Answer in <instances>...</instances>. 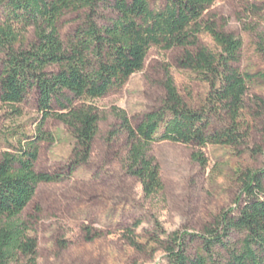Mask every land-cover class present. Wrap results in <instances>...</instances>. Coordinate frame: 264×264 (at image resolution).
Instances as JSON below:
<instances>
[{"label":"trees","instance_id":"1","mask_svg":"<svg viewBox=\"0 0 264 264\" xmlns=\"http://www.w3.org/2000/svg\"><path fill=\"white\" fill-rule=\"evenodd\" d=\"M162 1L154 10L150 0H0V103L19 118L20 107L34 95L41 115L31 138L17 139L16 151L0 154V264H36L37 243L29 237L22 214L39 186L66 182L88 164L100 121L92 102L119 92L142 70L152 47L182 49L179 68L205 83L208 92L202 105L189 106L166 74L160 106L138 123L111 110L119 126L107 142L124 137L122 168L138 182L143 199L163 192L160 167L149 154L152 146H189L194 149L191 160L200 167L207 165L202 153L207 146L247 147L249 130L242 118L247 86L253 81L264 86V73L244 75L233 66L241 40L206 20L217 0ZM68 15L76 16V25L62 39L59 25ZM28 32L32 41L25 44ZM201 34L212 39L219 53L200 46ZM255 101L264 106L263 99ZM51 118L67 128L71 157L61 172L37 173L39 144L53 142L43 131ZM237 180L243 201L237 200L200 233L166 234L154 220L148 241L166 254L167 264H264V170L240 171ZM141 224L137 219L122 233L138 252L147 248L135 236ZM83 232L88 241L112 234L90 227ZM191 245L196 247L193 254L188 253Z\"/></svg>","mask_w":264,"mask_h":264},{"label":"rangeland","instance_id":"2","mask_svg":"<svg viewBox=\"0 0 264 264\" xmlns=\"http://www.w3.org/2000/svg\"><path fill=\"white\" fill-rule=\"evenodd\" d=\"M162 6V0H150L151 9ZM104 16L111 17L106 11ZM206 20L241 40L239 60L233 65L241 74L264 73V52L260 51L264 49V0H217ZM75 25L76 16H66L59 25L61 38ZM31 41L28 32L25 44ZM199 44L211 53H219L207 34L199 36ZM183 53L178 48H150L142 70L132 75L119 92L92 102L100 121L88 164L66 182L39 186L22 214L29 237L37 243L36 264H167L166 254L148 241L154 220L166 234H197L220 213L235 207L237 200L243 201L237 173L264 170V106L255 101L264 100V86L256 81L248 83L242 115L243 125L249 130L246 148L207 146L202 149L207 165L200 167L191 160L194 149L189 146L161 143L151 147L149 154L160 167L163 183V192L157 198L143 199L138 182L125 175L124 137L107 142L108 134L119 126L111 110L123 111L132 124L138 123L160 106L166 74L171 75L187 105L204 103L208 86L179 68ZM20 109L22 116L14 118L0 103V154L16 151V140L31 138L41 121L34 95ZM43 131L52 135L53 142L39 144L34 170L61 172L69 163L73 140L67 128L53 118L45 121ZM137 219L142 224L135 231L136 239L147 245L143 252L129 247L122 236ZM84 227L112 234L88 241ZM195 249L191 245L188 253L193 254Z\"/></svg>","mask_w":264,"mask_h":264}]
</instances>
